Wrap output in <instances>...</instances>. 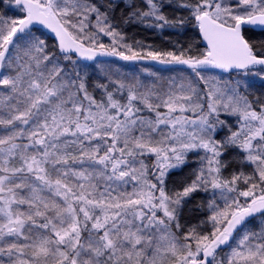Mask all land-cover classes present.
I'll return each mask as SVG.
<instances>
[{
	"label": "snow or ice",
	"instance_id": "6c2138e0",
	"mask_svg": "<svg viewBox=\"0 0 264 264\" xmlns=\"http://www.w3.org/2000/svg\"><path fill=\"white\" fill-rule=\"evenodd\" d=\"M0 264H264V0H0Z\"/></svg>",
	"mask_w": 264,
	"mask_h": 264
},
{
	"label": "trees",
	"instance_id": "16d2710c",
	"mask_svg": "<svg viewBox=\"0 0 264 264\" xmlns=\"http://www.w3.org/2000/svg\"><path fill=\"white\" fill-rule=\"evenodd\" d=\"M128 32L131 34L133 32V29H131V28L128 29ZM135 35H136V38L146 39L149 42L156 41L157 43H159L161 40V38L159 36H153L151 34L143 33L140 31H136ZM258 87H259V85H257V88Z\"/></svg>",
	"mask_w": 264,
	"mask_h": 264
}]
</instances>
